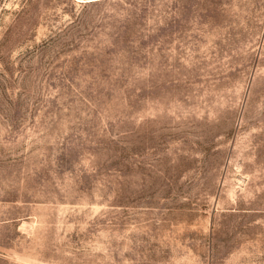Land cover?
I'll return each instance as SVG.
<instances>
[{
	"label": "rangeland",
	"instance_id": "obj_1",
	"mask_svg": "<svg viewBox=\"0 0 264 264\" xmlns=\"http://www.w3.org/2000/svg\"><path fill=\"white\" fill-rule=\"evenodd\" d=\"M0 264H264V0H0Z\"/></svg>",
	"mask_w": 264,
	"mask_h": 264
}]
</instances>
